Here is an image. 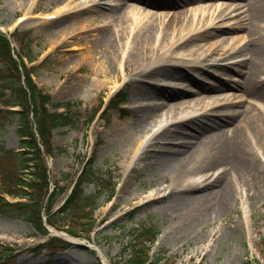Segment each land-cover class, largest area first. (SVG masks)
<instances>
[{
	"label": "bare ground",
	"instance_id": "1",
	"mask_svg": "<svg viewBox=\"0 0 264 264\" xmlns=\"http://www.w3.org/2000/svg\"><path fill=\"white\" fill-rule=\"evenodd\" d=\"M89 2L70 12L76 18L73 25H63L64 18L71 15L65 8L54 12L59 20L53 24L73 43L63 51L69 52L79 43L94 44L95 50L88 55L94 85L107 86L108 70L114 66L126 73L133 71L134 92L147 100L137 108L139 133H144L138 140L140 145L145 143L142 154L154 152L149 164L153 177L170 179L168 187L151 194L147 202L169 197L162 208L173 210L175 230L185 229L194 237L212 226L213 233L219 220L240 200V193L250 196L249 185H255V177L260 176L256 160L264 157V88L260 85L264 80L256 71L264 63V0ZM153 3L189 6L191 16L148 10L146 6ZM87 20L97 22L92 39L90 34L78 33ZM231 30L244 33L227 45L222 44L226 38L211 42L205 59L213 61L206 66L219 67L223 74L234 71L240 78L213 74L214 81H209L191 75L188 66L209 74L206 67L195 65L203 54L199 50L219 31ZM104 51L112 56L110 64L99 55ZM234 57L240 58L232 60ZM70 62L73 70L80 68L78 61ZM238 65L247 69L234 70ZM163 69L166 71L160 72ZM154 73L168 81L145 84L144 77ZM149 119H155L154 123L149 124ZM147 145L157 147L148 150ZM129 151L136 154L134 148Z\"/></svg>",
	"mask_w": 264,
	"mask_h": 264
},
{
	"label": "rangeland",
	"instance_id": "2",
	"mask_svg": "<svg viewBox=\"0 0 264 264\" xmlns=\"http://www.w3.org/2000/svg\"><path fill=\"white\" fill-rule=\"evenodd\" d=\"M86 3H90L89 0H0V28L5 31H9V28L17 30L23 41L19 43L20 53L26 56V53L30 52L34 57L32 62L27 59L25 61L29 67L34 66V80L44 91L51 93L54 103L81 101L84 110L92 111L104 101V110L89 128L84 124L77 129L60 126L53 130L55 155L48 157L52 187L55 189L59 185L67 188L73 174L88 163H91L93 169L105 174L108 172L105 182L108 187L103 188L98 198V208L94 212L97 224L89 234L78 233L85 238L80 240L84 244L74 243L64 250H39L37 246L47 241L50 235H43L23 218L0 214V241L10 245L11 254L14 255L0 264H124L129 255L127 247L134 236V230L151 223L155 224L158 230L156 240L151 245V252L153 256L165 257L164 264H264V157L261 161L256 160L257 175L260 176L255 177V185H249L250 196L246 192L240 193V200L237 199L229 214L219 220L213 233L209 230L212 226L204 228L201 231L204 232L203 235L199 232L194 237L185 232V229L175 230L177 223L173 210L164 211L162 208L169 203V197L147 202L151 194L154 196L167 188L170 179L153 177L154 171L149 168V164L154 160V152L142 154L145 143L140 145L138 140L144 133H139L141 118L137 108L147 100L134 92L137 83L131 80L133 71L125 74L119 67L114 66L108 70L107 79L110 81L107 86L97 83L94 85L91 74L93 66L88 59L90 50H95L94 44L79 43L77 48L64 52L63 49L71 47L73 43L70 44L66 40L64 30H59L54 25L59 17L48 18L58 8H65L64 12L70 13ZM188 7L179 3H153L146 6L148 10L164 15L168 13L190 17ZM22 16H26V19L19 22ZM75 19L73 14L66 16L63 25H73ZM80 26L82 28L78 33L91 35L97 22L87 20ZM243 33L244 30L219 31L218 35L212 37L210 42L205 43L199 50L203 54L195 63L206 67L209 74L203 73L197 66H188V72L194 77L209 81H214L213 74L231 80L240 78L234 71L223 74L219 67L206 66L213 59H205V50L211 42L226 38L222 43L226 44L232 38L233 41L236 40ZM99 55L110 64L112 56L109 51ZM239 58L234 57L232 60ZM68 60L78 61L80 68L73 70V62ZM2 65L0 60V66ZM239 68L247 69L240 65L234 66V70ZM165 71L160 70L162 73ZM256 72L259 78L264 80V63ZM117 77L119 79L116 81ZM144 80L145 84L168 81L157 73L144 77ZM260 85L264 88V81ZM118 90L123 91L121 97L124 102L110 104ZM231 92L241 93L238 90ZM108 105L110 107L107 109ZM261 106L264 109V101ZM49 108L60 109L55 106ZM187 110L188 113H193L192 109ZM149 120L151 124L155 119ZM117 126L122 128L118 133ZM0 144L18 147L19 137L14 122H0ZM156 147L147 145L146 149L153 150ZM130 148H134L136 154L133 155V151H129ZM99 188L97 182H87L84 184V194H95ZM113 192L115 195L109 199ZM62 227L67 228V225ZM124 251H127L125 255Z\"/></svg>",
	"mask_w": 264,
	"mask_h": 264
},
{
	"label": "trees",
	"instance_id": "3",
	"mask_svg": "<svg viewBox=\"0 0 264 264\" xmlns=\"http://www.w3.org/2000/svg\"><path fill=\"white\" fill-rule=\"evenodd\" d=\"M15 37L17 42L22 41L18 33ZM14 53L12 41L0 31V59L3 62L0 66V122H14L19 137V148L0 144V214L23 218L44 235L48 233L44 216L51 225H67L73 233L89 234L96 225L94 212L98 207V198L103 188L108 187L105 184L108 172L105 174L93 169L88 163L81 172L77 171V178L72 179L75 181L74 187L63 205L55 209L67 189L57 185L51 190L47 156L55 155V128L68 126L77 129L80 125H89L96 115V109L83 112L79 101L54 103L51 94L39 87L32 78L33 69L26 65L23 56L16 51V58ZM27 56L30 61L34 59L30 52ZM122 94L120 91L114 101L122 102ZM49 104L63 106L64 109L51 111ZM9 106L20 108L14 110ZM87 182H97L100 186L95 194H84V184ZM5 194L19 200H8ZM157 233V227L152 223L136 228L128 244L129 255L124 264H164L165 257L153 256L151 253V244ZM68 245L66 240L52 236L37 248L66 249ZM262 245L264 256V240ZM11 251L10 245L0 241V262L14 257ZM125 253L127 251L123 255Z\"/></svg>",
	"mask_w": 264,
	"mask_h": 264
}]
</instances>
